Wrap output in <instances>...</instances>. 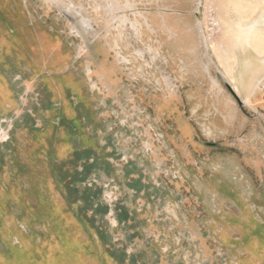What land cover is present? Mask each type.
Masks as SVG:
<instances>
[{
    "label": "rangeland",
    "instance_id": "obj_1",
    "mask_svg": "<svg viewBox=\"0 0 264 264\" xmlns=\"http://www.w3.org/2000/svg\"><path fill=\"white\" fill-rule=\"evenodd\" d=\"M72 1L107 56L51 0H0V264H264V109L241 105L264 63L238 83L232 0Z\"/></svg>",
    "mask_w": 264,
    "mask_h": 264
},
{
    "label": "bare ground",
    "instance_id": "obj_2",
    "mask_svg": "<svg viewBox=\"0 0 264 264\" xmlns=\"http://www.w3.org/2000/svg\"><path fill=\"white\" fill-rule=\"evenodd\" d=\"M51 1L68 17V23H70L73 26L74 30H76L78 33L79 32L81 33V31L83 32V34L85 35L83 40L91 52H100L104 56H107V54H109V52L111 51V46L109 45L108 41L104 39V36H102L104 32H102V30L96 29L95 25L93 24L94 21L86 14H83L82 11L83 9H85L84 6H79V7L77 6L78 8H76V5H74L72 0H51ZM106 1L112 4H116L118 6L120 5L121 0H106ZM231 2L233 3L231 4L233 5L234 10L237 12V14L240 15V21H239L240 24L237 22V24L239 25H237L238 29L235 28V31L237 29L236 34H238L239 36L237 39L238 43L236 45L240 47V51H241L239 52L240 53L239 68L241 69L240 72L241 74L238 83L243 86V82H244L243 72L248 70V68L253 63V60L257 59V61L264 63V58L260 56L261 54L264 53V0H232ZM128 6L129 5L125 7H121L119 9L121 11L127 9ZM218 26H220V24ZM139 53L142 54L141 50L139 51ZM149 53L151 54L155 53V49L150 47ZM237 64H235V66H237ZM235 66L233 67L235 68ZM97 69H99L102 72L103 76L105 77L102 78L108 80L106 71L105 70L102 71L100 67ZM263 81H264V76L261 79V83L259 84V86L254 90L253 94L250 97L247 95L246 97L247 99L243 103L241 101L242 106L248 102L254 103L255 106L259 105L260 100L262 99L261 94L262 92H264ZM169 101L170 100L164 99L162 101L161 108H166V109L170 108ZM181 127H182L181 133H183L184 135L189 134L190 129L187 126L186 122H181L180 128ZM260 145L261 144H258L257 146ZM243 160L244 159H242V161Z\"/></svg>",
    "mask_w": 264,
    "mask_h": 264
},
{
    "label": "crops",
    "instance_id": "obj_3",
    "mask_svg": "<svg viewBox=\"0 0 264 264\" xmlns=\"http://www.w3.org/2000/svg\"><path fill=\"white\" fill-rule=\"evenodd\" d=\"M164 1H167V0H164ZM259 71H262V72H260V74H258V75H256L257 74V72H255V70H253V72H251V70L249 71V73H248V77H247V81H246V84H245V94L246 95H248V94H250V91H251V89L255 86V84H256V81L258 80V78L260 77V75H263V73H264V68L262 69H259V67H258V72ZM250 77H251V79H252V81L253 82H249V80H250ZM245 95V96H246ZM253 109L255 108V109H264V93H263V97H262V99L260 100V103H259V105H257V106H255L254 105V103H253V107H252Z\"/></svg>",
    "mask_w": 264,
    "mask_h": 264
}]
</instances>
